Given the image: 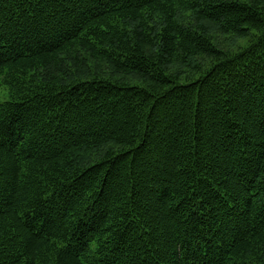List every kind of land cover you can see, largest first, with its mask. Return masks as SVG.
I'll return each mask as SVG.
<instances>
[{
  "label": "trees",
  "instance_id": "1",
  "mask_svg": "<svg viewBox=\"0 0 264 264\" xmlns=\"http://www.w3.org/2000/svg\"><path fill=\"white\" fill-rule=\"evenodd\" d=\"M1 87L0 264H264V0H0Z\"/></svg>",
  "mask_w": 264,
  "mask_h": 264
},
{
  "label": "rangeland",
  "instance_id": "2",
  "mask_svg": "<svg viewBox=\"0 0 264 264\" xmlns=\"http://www.w3.org/2000/svg\"><path fill=\"white\" fill-rule=\"evenodd\" d=\"M222 39L224 40H228V37H223ZM229 41H227L228 44H231V49H235L236 46L240 43H242L244 40H242V38H234V37H229ZM10 97H9V93H8V90L5 88V87H1L0 88V101H7L9 100Z\"/></svg>",
  "mask_w": 264,
  "mask_h": 264
}]
</instances>
